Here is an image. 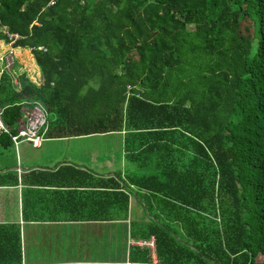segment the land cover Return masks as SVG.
I'll return each mask as SVG.
<instances>
[{
	"label": "trees",
	"instance_id": "obj_1",
	"mask_svg": "<svg viewBox=\"0 0 264 264\" xmlns=\"http://www.w3.org/2000/svg\"><path fill=\"white\" fill-rule=\"evenodd\" d=\"M3 29L41 78L1 72L9 133L34 103L48 137L123 132L133 169L99 179L98 211L135 197L168 264H264V0H0Z\"/></svg>",
	"mask_w": 264,
	"mask_h": 264
},
{
	"label": "crops",
	"instance_id": "obj_2",
	"mask_svg": "<svg viewBox=\"0 0 264 264\" xmlns=\"http://www.w3.org/2000/svg\"><path fill=\"white\" fill-rule=\"evenodd\" d=\"M24 50L33 63L28 50ZM31 79L40 82L38 70ZM21 127L22 116L16 133ZM4 133L9 138L16 134L7 128ZM117 133L123 161V132ZM40 134L38 146L0 138V152L6 148L14 152L13 163L3 164L0 159V225L18 227L21 264H168L157 257L155 240L153 250L136 244L143 238L135 237L134 232L148 222L140 210L141 202L135 199L136 209L132 211L134 200L129 196L125 213L96 208L99 179L118 170L108 163L106 171H93L81 163V156L68 149L69 143L88 135L48 137L44 129ZM90 161L94 164L96 158ZM119 167L121 174L128 170L123 164ZM144 250L147 259H142Z\"/></svg>",
	"mask_w": 264,
	"mask_h": 264
},
{
	"label": "rangeland",
	"instance_id": "obj_3",
	"mask_svg": "<svg viewBox=\"0 0 264 264\" xmlns=\"http://www.w3.org/2000/svg\"><path fill=\"white\" fill-rule=\"evenodd\" d=\"M7 45L0 41V58L3 57L7 51ZM2 61L0 60V65ZM13 69H23L27 72V74L30 76V78L35 77V73L37 72V67L30 63L29 58L27 57V52L24 49H14L13 54ZM19 65V66H18ZM93 79L89 80V84L94 85ZM121 138L120 135L117 132H114L113 134H97V135H88L86 138L73 141L67 145L68 149H70L71 152L78 154L81 156V163L90 166L93 171H98L99 173L102 171H106L105 167L113 166V169H117L119 173H121V169L119 167V164H123V166L127 167L128 170L133 169V166L131 163H129L127 160L121 161ZM64 146V148H67ZM72 154V153H71ZM91 154V155H90ZM93 157L96 158V162L93 164L90 161V158ZM0 159L2 163H13L14 162V152L11 148L2 149L0 152ZM120 159V161H119ZM109 163V164H108ZM100 167V168H99ZM114 173L116 170L113 171ZM134 197L131 203V210L134 211L136 209L135 200ZM137 203V201H136ZM139 204V203H138ZM141 208L142 205L140 204ZM143 210V209H140ZM142 212V211H140ZM143 215L145 214V217H148V214L143 210ZM148 219V218H147ZM189 245V244H188Z\"/></svg>",
	"mask_w": 264,
	"mask_h": 264
},
{
	"label": "built area",
	"instance_id": "obj_4",
	"mask_svg": "<svg viewBox=\"0 0 264 264\" xmlns=\"http://www.w3.org/2000/svg\"><path fill=\"white\" fill-rule=\"evenodd\" d=\"M3 33L6 37L7 51L3 57L0 58L2 61L0 65V74L3 70H9L13 64V54L15 41L19 38V35L14 32L6 31L3 29ZM41 49V47H38ZM45 114L40 105L34 103L32 106L26 107L22 114V127L10 138L12 141L25 140L32 146H38L41 140L40 129L45 125ZM6 127L0 120V132H5ZM136 244L140 247H145L153 250L154 238L150 236L147 239H139Z\"/></svg>",
	"mask_w": 264,
	"mask_h": 264
}]
</instances>
